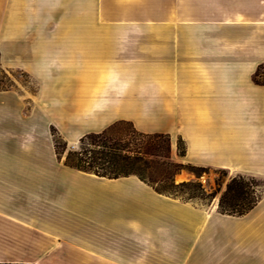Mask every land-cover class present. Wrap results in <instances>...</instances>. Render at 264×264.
<instances>
[{"label": "crops", "instance_id": "obj_1", "mask_svg": "<svg viewBox=\"0 0 264 264\" xmlns=\"http://www.w3.org/2000/svg\"><path fill=\"white\" fill-rule=\"evenodd\" d=\"M0 65L36 86L23 128L124 121L264 180V0H0ZM34 133L0 137V264H264V192L220 214L69 168Z\"/></svg>", "mask_w": 264, "mask_h": 264}, {"label": "trees", "instance_id": "obj_2", "mask_svg": "<svg viewBox=\"0 0 264 264\" xmlns=\"http://www.w3.org/2000/svg\"><path fill=\"white\" fill-rule=\"evenodd\" d=\"M52 136L57 159L64 158V165L69 168L108 179L135 176L156 193L182 201L213 200L217 194L206 195L195 182L175 183L174 176L182 170L199 177L207 168L172 160L168 135L142 133L131 123L120 121L100 133L82 136L78 148L67 152L65 143L60 145L61 140L58 136L56 138L53 130ZM176 150L177 157L184 159L186 146L181 139L177 140ZM187 193V199L177 196ZM259 199L253 180L235 176L229 179L221 192L217 209L220 214L241 216L252 209Z\"/></svg>", "mask_w": 264, "mask_h": 264}, {"label": "rangeland", "instance_id": "obj_3", "mask_svg": "<svg viewBox=\"0 0 264 264\" xmlns=\"http://www.w3.org/2000/svg\"><path fill=\"white\" fill-rule=\"evenodd\" d=\"M255 80L258 83H264V67L262 66L260 70H258ZM35 84L29 79L26 72L15 68L13 66H4L0 65V137L4 138H13L20 137L23 138L28 135L30 132L34 133L35 137L39 140L41 138H51L52 143L54 145V140L52 136V130L54 131L56 138L57 136L60 138L61 146L63 143L66 145V152L71 149H77L79 145V139L74 140L72 142H68L60 131L50 126L48 127V133L44 134L40 129H28L23 128V122L25 120H29L30 116L33 115L29 112V99L28 95L34 93L35 91ZM24 97H26L24 99ZM20 106V107H19ZM18 109H21L20 111ZM18 122V124H17ZM45 140V139H44ZM172 144V143H171ZM7 147L6 145H0V151L2 148ZM19 148H23L21 145ZM38 151L48 152V143L43 141H38L37 145ZM66 152L63 154L65 156ZM171 157L177 163L182 164H192L188 162V160L180 159L177 157V150L176 145H171ZM64 159V158H62ZM194 165V164H192ZM198 166V165H195ZM202 167V166H199ZM207 168L205 172H202L199 177H196L193 173L182 170L179 174L174 176V181L176 184L182 182H195L198 183L206 195H210L213 193H217L213 200L211 199H193L190 200L194 204L202 208H208L212 202H216L218 205L219 197L221 192L224 190L226 183L229 181L230 178L235 176H242V175H234L228 170L218 169V168ZM247 180H253V184L256 190L257 195L261 197L262 193L264 192V180L242 176ZM220 189V192H218ZM178 197H182L187 199V194H178Z\"/></svg>", "mask_w": 264, "mask_h": 264}]
</instances>
